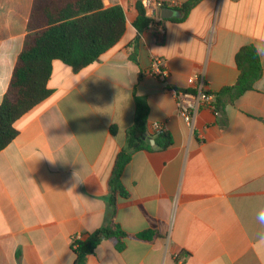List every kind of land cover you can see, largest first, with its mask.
Masks as SVG:
<instances>
[{"label":"crops","instance_id":"crops-1","mask_svg":"<svg viewBox=\"0 0 264 264\" xmlns=\"http://www.w3.org/2000/svg\"><path fill=\"white\" fill-rule=\"evenodd\" d=\"M120 5L127 28L97 61L75 72L56 60L51 94L19 118L0 152V264H73L72 240L108 223V182L133 124L135 97L170 134L164 150L136 152L122 175L128 198L115 222L129 234L104 240L85 264H264V0L181 3L155 37L134 27L139 0ZM34 0H0V102L29 34ZM259 52L262 77L220 113L202 108L194 127L176 91L202 75L212 93L232 87L236 54ZM167 63L161 82L149 73ZM114 128V134L111 129ZM151 232L150 240L137 235Z\"/></svg>","mask_w":264,"mask_h":264},{"label":"trees","instance_id":"trees-1","mask_svg":"<svg viewBox=\"0 0 264 264\" xmlns=\"http://www.w3.org/2000/svg\"><path fill=\"white\" fill-rule=\"evenodd\" d=\"M142 0L136 4L138 16L134 27L144 31L149 19L145 16ZM197 2L182 7L183 12ZM127 28V18L120 5L105 7L102 0H34L28 22L29 34L13 70L7 92L0 102V152L18 135L16 121L51 94L48 82L53 62L58 60L78 72L97 61L114 47ZM240 71L232 87L213 93L215 111L220 113L226 103H233L262 77L263 68L259 52L254 45L242 47L236 54ZM149 108L144 97H135L133 124L126 130L125 145L116 155L108 182L107 204L110 219L107 224L86 235L72 240L75 255L73 264H85L104 240L116 239V249H123L122 240L129 237L116 222L115 211L120 199L129 196L123 186L122 175L132 156L141 150H164L171 146L170 134L162 131L155 135V147L146 143ZM111 131L114 134L115 129ZM155 235L144 232L137 235L141 240H150Z\"/></svg>","mask_w":264,"mask_h":264},{"label":"built area","instance_id":"built-area-1","mask_svg":"<svg viewBox=\"0 0 264 264\" xmlns=\"http://www.w3.org/2000/svg\"><path fill=\"white\" fill-rule=\"evenodd\" d=\"M142 6L145 16L149 19L147 31L155 37L161 38L164 34V19L161 15L165 7L179 8L181 3L176 0H142ZM151 76L161 82H166L169 75L167 63L161 59H155L152 64ZM193 85L191 90L176 91L177 114L190 127H194L197 112L202 109L215 111V96L207 89V82L202 75L193 76ZM155 133L159 134L164 131L163 126L159 123L154 124Z\"/></svg>","mask_w":264,"mask_h":264},{"label":"water","instance_id":"water-1","mask_svg":"<svg viewBox=\"0 0 264 264\" xmlns=\"http://www.w3.org/2000/svg\"><path fill=\"white\" fill-rule=\"evenodd\" d=\"M161 15L164 19H170L172 17H174L175 15V11L170 9V8H164L161 12ZM146 143L155 147V139L153 136H148L146 139H145Z\"/></svg>","mask_w":264,"mask_h":264}]
</instances>
